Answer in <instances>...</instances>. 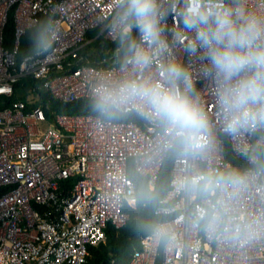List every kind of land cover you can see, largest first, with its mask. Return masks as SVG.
Segmentation results:
<instances>
[{
  "label": "built area",
  "instance_id": "obj_1",
  "mask_svg": "<svg viewBox=\"0 0 264 264\" xmlns=\"http://www.w3.org/2000/svg\"><path fill=\"white\" fill-rule=\"evenodd\" d=\"M170 0H160L166 8ZM233 5L234 0H224ZM177 9L181 0H176ZM245 8L264 15V0H244ZM119 13L116 0H0V264H85L88 247L105 240V228L122 227L128 220L125 205L135 206L136 185L128 170L143 176L153 189L166 153L172 158L168 189L154 209L164 216L154 223L169 225L174 239L157 240L151 230L139 238L128 264H264V127L232 136L223 131L220 85L204 75L207 60L186 51L191 38L178 16L162 21L168 45L142 72L84 63L80 51L94 38H120L113 29ZM12 18L10 47L4 29ZM46 17V41L18 58L22 36ZM96 30L92 38L88 31ZM132 36L148 47L135 28ZM121 46V43L119 47ZM117 47L114 53L119 50ZM175 60L187 69L193 99L208 120L205 145L195 157L177 146L175 131L158 119H101L91 113L47 116L42 94L66 103L92 99L93 89L108 78H144L166 84L161 65ZM104 61V60H102ZM25 80V81H24ZM27 88L34 101L18 98ZM247 149V152H245ZM229 151L232 162L226 157ZM240 172L248 181L242 188L209 194L178 191V176ZM223 201L222 226L209 232L201 219Z\"/></svg>",
  "mask_w": 264,
  "mask_h": 264
},
{
  "label": "clouds",
  "instance_id": "obj_2",
  "mask_svg": "<svg viewBox=\"0 0 264 264\" xmlns=\"http://www.w3.org/2000/svg\"><path fill=\"white\" fill-rule=\"evenodd\" d=\"M116 3L119 13L113 29H118L124 48L122 68L132 65L142 72L156 56L167 52L161 23L169 16H178L184 32L191 34L185 50L203 55L208 62L204 75L220 85L223 131L236 136L264 127V15L248 11L244 0H234V6L224 0H181L179 10L176 0H170L166 8L160 0ZM133 28L148 47L136 42ZM161 68L166 84L142 77L118 82L102 78L93 89L92 107L101 119L114 118L129 108L154 117L175 131L177 146L184 155L195 157L205 148L199 140L208 132L206 114L193 99L191 77L184 65L169 60ZM252 162L264 169V163L255 156ZM248 178L236 171L178 176L175 186L189 194L226 193L245 186ZM222 207L223 201L218 200L201 217L210 233L222 226ZM147 227L157 240L170 243L174 239L165 223Z\"/></svg>",
  "mask_w": 264,
  "mask_h": 264
},
{
  "label": "trees",
  "instance_id": "obj_3",
  "mask_svg": "<svg viewBox=\"0 0 264 264\" xmlns=\"http://www.w3.org/2000/svg\"><path fill=\"white\" fill-rule=\"evenodd\" d=\"M47 25L48 19L43 17L35 28L26 31L20 41L18 58L34 51L46 41L45 28ZM12 34L13 22L12 18L9 17L4 29L5 47L11 46ZM95 34L96 30H91L87 32L86 37L92 38ZM119 45L120 38L115 41H108L99 36L88 42L80 51V54L84 63L105 67L113 66L121 63L124 56V48L119 47ZM117 47H119V50L114 53ZM41 97L43 103L49 102L50 107H44L47 116H50L51 110L59 113H91L98 115L92 107V99L90 98L61 103L52 100L46 94H42ZM112 119L135 120L141 123V119L133 113H122ZM176 150L177 148L173 147L166 153L152 190L148 188L145 177L132 169L128 170L129 177L136 185L135 206L125 205L124 210L129 217L122 227L115 228L112 224H107L104 242L88 247L85 264H128L132 251L139 246V238L150 231L147 225L164 218V216L155 215L153 211L168 189L170 167ZM226 157L235 162L228 150L226 151ZM4 190L5 188H1L0 193Z\"/></svg>",
  "mask_w": 264,
  "mask_h": 264
},
{
  "label": "rangeland",
  "instance_id": "obj_4",
  "mask_svg": "<svg viewBox=\"0 0 264 264\" xmlns=\"http://www.w3.org/2000/svg\"><path fill=\"white\" fill-rule=\"evenodd\" d=\"M15 94L18 98H23L25 100L34 101L35 96L32 93H29L27 88L18 89L15 91Z\"/></svg>",
  "mask_w": 264,
  "mask_h": 264
}]
</instances>
